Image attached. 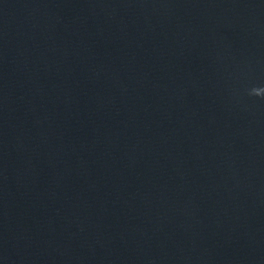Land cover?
<instances>
[{"label":"water","instance_id":"obj_1","mask_svg":"<svg viewBox=\"0 0 264 264\" xmlns=\"http://www.w3.org/2000/svg\"><path fill=\"white\" fill-rule=\"evenodd\" d=\"M0 264H264V0H0Z\"/></svg>","mask_w":264,"mask_h":264}]
</instances>
